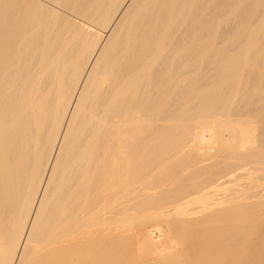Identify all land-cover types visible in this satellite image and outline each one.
<instances>
[{"label":"bare ground","instance_id":"bare-ground-1","mask_svg":"<svg viewBox=\"0 0 264 264\" xmlns=\"http://www.w3.org/2000/svg\"><path fill=\"white\" fill-rule=\"evenodd\" d=\"M0 264H264V0H0Z\"/></svg>","mask_w":264,"mask_h":264}]
</instances>
